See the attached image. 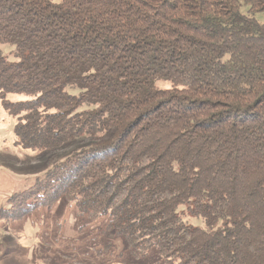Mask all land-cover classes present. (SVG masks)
<instances>
[{
	"label": "trees",
	"instance_id": "1",
	"mask_svg": "<svg viewBox=\"0 0 264 264\" xmlns=\"http://www.w3.org/2000/svg\"><path fill=\"white\" fill-rule=\"evenodd\" d=\"M263 11L264 0H0L14 145L50 153L0 220L67 201L135 258L264 264Z\"/></svg>",
	"mask_w": 264,
	"mask_h": 264
},
{
	"label": "rangeland",
	"instance_id": "2",
	"mask_svg": "<svg viewBox=\"0 0 264 264\" xmlns=\"http://www.w3.org/2000/svg\"><path fill=\"white\" fill-rule=\"evenodd\" d=\"M245 10V8H244ZM264 23V11L255 14ZM25 97L10 94L12 101ZM15 119L0 102V208L14 192L31 186L48 166L46 151H32L14 145ZM80 142L64 145L51 152L64 159ZM193 226L203 221L179 208ZM105 220L79 217L73 205L59 201L52 209H40L21 220H0V264H166L156 250L135 258L126 250L123 239L110 238Z\"/></svg>",
	"mask_w": 264,
	"mask_h": 264
}]
</instances>
